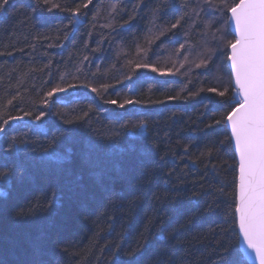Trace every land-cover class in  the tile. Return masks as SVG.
<instances>
[{
	"label": "trees",
	"instance_id": "16d2710c",
	"mask_svg": "<svg viewBox=\"0 0 264 264\" xmlns=\"http://www.w3.org/2000/svg\"><path fill=\"white\" fill-rule=\"evenodd\" d=\"M85 2L9 0L0 9V116H24L0 133V168H12L0 177V261L29 264L39 241L45 264H250L224 119L234 96L219 39H234L229 13L205 0H92L71 24L65 9ZM56 86L67 91L44 107ZM125 100L135 103L119 107Z\"/></svg>",
	"mask_w": 264,
	"mask_h": 264
},
{
	"label": "snow or ice",
	"instance_id": "6c2138e0",
	"mask_svg": "<svg viewBox=\"0 0 264 264\" xmlns=\"http://www.w3.org/2000/svg\"><path fill=\"white\" fill-rule=\"evenodd\" d=\"M9 0H0V9H3ZM44 5H49L51 0H42ZM92 0H86L85 3L77 5L75 9H65L71 11L74 18L70 21L75 25L79 23L80 9L88 8ZM209 8L215 9L221 13L225 11L227 15V24L233 29L234 39L226 40L221 35L220 42L224 44L230 52L227 54V60L230 62L231 76L235 83V95L232 97V103L229 105L231 111L224 117L227 126L231 129L230 139L235 142V152L239 156L238 177L235 186V212L234 219L238 220L239 235L248 249L255 254V259L259 264H264V0H205ZM59 8V4L52 5ZM49 11L51 8L48 9ZM36 9H34V12ZM195 11V10H194ZM203 11V9H201ZM199 15V13H196ZM184 17H181V20ZM180 24V20L172 24L175 29ZM207 27V25H206ZM219 31V30H218ZM163 33H161L162 35ZM213 38L215 34H213ZM181 50L184 45L180 46ZM141 49L138 48V52ZM3 55V53H0ZM187 57H185V60ZM212 59L211 52L206 59H201L195 66L200 68L206 67L209 60ZM136 67H149L153 72L160 71L161 75L165 74L163 69H157L151 64H136ZM180 67H184L181 63ZM179 69H177L178 71ZM171 73V69L168 70ZM131 79V76L126 77ZM75 84H69L68 87H76ZM90 87V85H83ZM107 88L108 85H103ZM204 89H201L203 91ZM67 91L66 88L56 86L52 88L42 101L44 107H49V99L57 93ZM93 92H99L97 88H91ZM208 92L215 93L217 96L225 97L227 89L218 90L215 87H209ZM198 93H193L196 95ZM106 103L116 105V100H106ZM11 103V101H9ZM135 101L125 100L118 104L123 108L125 104H132ZM25 116L31 113H25ZM45 115L41 112L35 117L40 120ZM87 116V113H84ZM24 116H10L4 118L0 116V133L5 132V126L11 121L23 120ZM216 123H220L219 120ZM143 128L144 125H138ZM11 148L9 149V151ZM187 152V148H185ZM211 153H209L210 155ZM49 160H56L55 153H50L47 157ZM90 169L93 171L98 167V162L93 156V150L89 148L83 156ZM23 176V170H19ZM12 172L11 166L0 168V177L7 178ZM80 187V185H77ZM223 191V190H222ZM117 194L110 193V202H114ZM55 192L44 201L49 207L55 205L57 201ZM36 206H41L37 202ZM31 211V210H30ZM20 212L18 215H25ZM32 260L29 264H45L41 259L42 247L39 241H34ZM3 264V261H0Z\"/></svg>",
	"mask_w": 264,
	"mask_h": 264
},
{
	"label": "water",
	"instance_id": "95a60500",
	"mask_svg": "<svg viewBox=\"0 0 264 264\" xmlns=\"http://www.w3.org/2000/svg\"><path fill=\"white\" fill-rule=\"evenodd\" d=\"M229 15H230V13H229ZM229 29H230L231 33H233V29L230 26H229ZM229 52H230V49H229ZM228 67H229V71H230V62L229 61H228ZM230 74H231V71H230ZM231 78H232V76H231ZM232 85H233V88H234V95H235L236 89H235V83H234V79L233 78H232ZM226 127H227V129L229 131V134H230V137H231V129H230L229 126H227V123H226ZM231 144H232L233 152L235 154L237 165H238L239 156L235 152V142L233 140H231ZM237 177H238V171H237ZM237 230H238V235H239L238 220H237ZM239 248H240V251L242 252L243 256L245 257V259L247 260L248 263H250V264H259V261L255 259L254 252L247 248V246H246V244H245V242L243 240V237L241 235H239Z\"/></svg>",
	"mask_w": 264,
	"mask_h": 264
}]
</instances>
